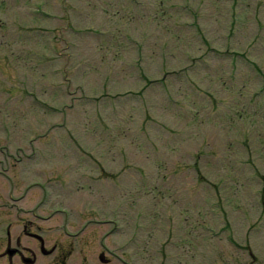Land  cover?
<instances>
[{
	"label": "rangeland",
	"instance_id": "rangeland-1",
	"mask_svg": "<svg viewBox=\"0 0 264 264\" xmlns=\"http://www.w3.org/2000/svg\"><path fill=\"white\" fill-rule=\"evenodd\" d=\"M66 250L264 264V0H0V264Z\"/></svg>",
	"mask_w": 264,
	"mask_h": 264
},
{
	"label": "flooded vegetation",
	"instance_id": "flooded-vegetation-1",
	"mask_svg": "<svg viewBox=\"0 0 264 264\" xmlns=\"http://www.w3.org/2000/svg\"><path fill=\"white\" fill-rule=\"evenodd\" d=\"M11 198H14L13 197V195H12V197ZM22 198H17V200H21ZM35 210V209H34ZM33 214L36 216V218H42L43 216L40 214H38L37 212H36V210L33 212ZM52 216V214H50V215H48L47 217H51ZM47 217L46 216H44V218L43 219H47ZM29 224H32L31 225V227H30V231H29V233L31 234V235H34V237H35V234H33L35 231H33V229L34 228H36V229H41V225L39 224V223H37V222H35V220H31L30 222H29ZM28 229V225L26 224L25 225V228H24V230H27ZM35 239H37L36 237H35ZM38 240V239H37ZM17 241H18V243H20L19 241V238H17ZM7 246H8V249H7V251H8V253H12V252H15L16 250L15 249H12L10 246H11V236H10V234L8 235V244H7ZM40 246H41V241H40ZM63 245L61 244V242L60 241H58L57 243H54V247L55 248H60V247H62ZM64 247V246H63ZM67 253H71V251H69V250H66V251H64L61 255H60V258H61V260H56L57 261V264H64V262H65V258L67 257Z\"/></svg>",
	"mask_w": 264,
	"mask_h": 264
}]
</instances>
